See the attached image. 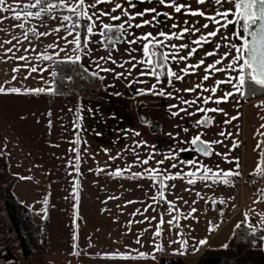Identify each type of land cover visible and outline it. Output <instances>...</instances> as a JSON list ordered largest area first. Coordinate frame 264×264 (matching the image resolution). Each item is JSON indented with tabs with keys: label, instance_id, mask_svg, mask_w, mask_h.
I'll list each match as a JSON object with an SVG mask.
<instances>
[{
	"label": "crops",
	"instance_id": "crops-1",
	"mask_svg": "<svg viewBox=\"0 0 264 264\" xmlns=\"http://www.w3.org/2000/svg\"><path fill=\"white\" fill-rule=\"evenodd\" d=\"M117 2L128 8L125 0ZM133 2L136 7L129 8L130 14L151 7H156L158 12L174 13L171 7L141 0ZM177 2L184 3L185 0ZM191 2L192 0H187L188 5ZM110 7H114V4H101L98 10L106 11ZM114 14L121 15V20L126 19L119 10ZM152 15L148 13L142 19L150 20ZM101 19L104 23L115 24L107 17ZM142 19L138 17L136 20ZM164 19L160 17V20ZM69 25L72 27L71 23ZM146 29L149 30V26H146ZM74 30L78 31L81 37L82 48L84 40L89 41L85 49L88 51L87 56L84 52L74 51L75 45L72 47L74 55H69H81V60L75 63L73 69L76 78H80L75 92L0 94V151L6 154L9 171L17 176L11 191L17 200L46 217V245L59 246L61 243L58 232L65 229V218L60 208L53 205L55 199L54 195L50 194L53 188L51 182H65L63 186L66 188L71 179L75 180L76 190L73 200L75 225L72 235V245L75 244L76 247H64L77 252L76 258L80 264H160L165 258L186 262L206 245L225 244L233 228L241 222L261 228L264 237V178L257 176V168L261 167L264 142V96L247 100L231 85L223 84L219 86L213 98L228 91L233 92L229 102L219 105L227 115L197 112V107L217 106L211 102L204 105L202 101H197L196 105L189 107L182 104L178 98L167 99L148 93L147 89L156 83V79L141 73L150 70L144 64L131 67V59H126L128 55L125 46L122 43L112 44L108 40L107 44L105 37L100 35L102 29L99 22L93 29L95 35L87 34L86 28L83 36L79 30ZM129 33L139 36L136 29ZM29 35L37 37L32 32ZM13 37L16 39L12 40V44L3 43ZM21 37L19 31L0 30L1 68L8 67V63L10 66L16 63L22 65V61L18 59L22 52ZM13 45V52L6 54L5 49ZM25 50H28L27 47ZM135 54L140 56L141 60L144 59L142 50H137ZM42 55H50L52 59L66 58L50 52H42ZM101 57L104 59H100ZM112 60H115L116 64H113ZM42 61L49 62L51 66L47 69L50 81L45 85V89H48L52 86V60ZM208 63L211 62H205ZM168 66L174 71H179L173 62ZM183 66L184 64L181 65ZM101 68L115 69L117 73L129 69L131 75L123 73V76L116 77L113 72H103ZM80 71H85L90 76V81H85L79 74ZM94 72L98 75L93 76ZM231 73L229 71L214 75L216 79L227 80ZM204 74L202 70H195L183 81H174V86L181 89L180 96L193 100L199 95H213L203 93L199 89L195 93L183 91L197 83L209 88L215 86L211 80L203 81ZM12 75L15 76L14 73ZM100 75L105 78L101 80ZM236 75L237 73H233V76ZM6 81L8 80L5 74H0V87L12 88L6 85ZM233 83L236 81L233 80ZM138 89L145 91L139 94ZM53 104L59 106L56 110L57 116L52 107L50 108ZM139 104L144 120L138 115ZM173 104L178 105V108L187 107L189 112L195 114L189 117L181 112L179 116L174 117L168 111V106ZM178 108H173L172 111H178ZM53 116L61 120L55 121ZM78 116L82 117L79 121ZM205 116L212 117L213 124L196 127L195 121ZM231 117L237 119L228 124L223 123ZM77 122L80 128H76ZM185 127L189 129L188 133L182 131ZM61 131L63 134H70V131L74 134L72 155L69 153L70 145H67L66 138L60 135ZM135 132L141 135L130 134ZM221 132L225 135L221 136ZM77 133L81 135L80 144L75 143ZM196 135L211 144L212 155L204 156L195 150L198 146L192 145L191 139ZM55 139L62 140L60 151L53 145ZM217 140L221 143H212ZM141 141L146 142V146L136 147ZM234 144L236 147H233ZM77 148L80 149L81 156L79 172L75 167ZM130 148H136L141 160L147 158L151 152L157 153L155 160L163 159L166 155L175 157L171 163H175L176 168H171L168 161L160 166L169 175L175 176L177 172L181 174L173 180L165 181L175 187L164 190V201L159 200L158 179H151L146 174L139 177L132 175L135 171L143 173L147 168H156L155 160L149 161L148 165L137 164L136 157L129 151ZM118 154L120 155L115 160L109 158L117 157ZM187 161L194 163L189 164ZM129 165L132 167L128 168ZM203 166L211 168L215 173L231 171L239 172L240 175L228 177V184L223 182L221 176L206 181L200 180ZM117 168L128 170L123 171L122 176L109 175ZM189 172L196 173L194 184L188 183V179L192 178L186 175ZM23 186L22 192L20 188ZM36 187L41 189L42 197L48 192L47 199H37L35 194V199H27L25 194L35 193L33 189ZM58 195L59 192L55 197ZM154 196L155 200L152 199ZM168 202H172L174 207L170 208ZM193 208L196 209L195 212L192 211ZM161 219L164 221L162 224ZM170 220L171 224L168 223ZM157 231L160 232L159 236L156 235ZM200 240H205L206 243L201 245ZM261 245L264 248V240H261Z\"/></svg>",
	"mask_w": 264,
	"mask_h": 264
},
{
	"label": "snow or ice",
	"instance_id": "snow-or-ice-1",
	"mask_svg": "<svg viewBox=\"0 0 264 264\" xmlns=\"http://www.w3.org/2000/svg\"><path fill=\"white\" fill-rule=\"evenodd\" d=\"M141 2L146 3H154L165 7H171L174 10L173 14H169L167 12H158L156 7L146 8L141 12H136L135 14H130L129 8L134 9L136 7V4L133 2V0H125V3L128 5V8L124 7V4L117 2V0H94V2L88 3L86 5V0H77L76 3H74L72 6H69V4L66 2V0H60L59 5L50 3L49 0H35L34 3H28L24 5V11L21 13V11H18L14 9L11 5L5 6V0H0V11L3 12H12L13 18L16 21H20L22 16L25 21H27L30 17H40L41 14H48L51 13L52 10L56 9L58 6L67 9L69 12L73 14L77 18V22H73L72 28L75 29L78 26V21L82 17L87 22L84 25H82L84 28H86L87 34L95 35L93 32V29L97 26V22H99V25L102 29L100 32V35L102 37H105L106 40L110 41L112 44L124 42L128 44H136L139 45L142 50V55L144 59L137 62V64H144L148 71L147 73L142 72L141 74H148L151 75L156 79V83L152 84L150 88L147 89V92L159 96L161 98H178L180 102L186 106H193L197 104V101H202L204 105H208L210 102L215 104L217 107H197L196 111L201 113H221L224 115H227L224 108L219 107V105L229 102L230 98L233 97V92L228 91L225 92L223 95L215 96L217 93V90L220 85L223 84H229L232 88L235 89L237 93H239L241 96L244 95L243 88L245 86L246 81H250L251 83L255 85H259L261 88H264V0H226L228 3H234L235 9L237 14H239L243 20V29L245 32H247L249 35L253 37V40L251 44L247 39L244 40V44L241 47H237L235 44H231L229 46L230 49L235 50V55L230 56L229 51H224L223 53L219 54V58L215 59L213 63L205 64V60L209 57H216L218 55L217 50L221 48V44L215 43L214 40L211 38H215L218 35L219 29L215 31H210L207 33V35H200L199 39L196 40H187L183 43H173V41L176 40H186V37H190L194 32L200 33L202 29H207L209 25L207 23L203 24L202 26H197L198 21H189L184 20L183 21V27L179 28L178 24L179 21L176 19L175 14L180 15H188L191 17H204L205 12L204 11H198V10H191L187 0H185L184 3H178L177 0H141ZM194 2L197 4L198 7L203 6L206 3V0H194ZM207 2L215 3L216 5H220L222 3V0H207ZM101 4H108L113 5L114 7H110L109 10L106 11H99L98 6ZM41 5H44L41 7ZM29 9H39L38 11H30ZM91 10V14H89V11ZM119 10L123 17L126 19L123 20V22L118 24L113 23H104L101 19L102 17H107L111 21H121L122 16L116 15L114 13ZM152 13L151 19H142L146 14ZM218 16H222L227 20V17L229 15L228 11L218 12ZM163 16L165 19L160 20V17ZM141 18L142 22L140 23H133L134 20L137 18ZM95 18V19H94ZM172 19L174 22L171 24V29H177L175 31H171L170 33H166L163 30H160L158 32V35H153L152 32H148L142 36H135L131 40H124L123 38L129 35V29H141L144 26H149L153 28L159 27L160 24L167 25V20ZM210 19L215 20V23L217 25H220V28H227L229 24L232 23L231 20H227L226 23L221 24L220 20L215 19V17H210ZM64 21H70L72 20V16H64ZM259 21V23H258ZM256 25L255 31H249V29ZM19 28H24L25 25L23 23H20L17 25ZM34 35L37 37H43L47 36L48 33L45 32H37L36 29H29ZM55 32H59L60 29L56 28L54 29ZM65 31H68L66 28ZM111 34V35H110ZM69 36H73V32L69 31ZM16 39L13 37L10 40H5L4 44H12V40ZM25 39H27V33H25ZM70 44L75 45L74 51L77 53L84 52V55H88V51H85L87 49V45L89 41L87 39L84 40V47H81V37L79 34H76L74 38L69 41ZM214 44V50L213 51H205L204 57L200 58L197 63L194 64H186L190 58L194 57L198 53V48H203L204 45H212ZM195 45V46H193ZM2 47V45H0ZM13 47H9L5 49V53H11L13 52ZM167 49V50H165ZM129 55L132 53H135L137 51L136 48H131L127 50ZM182 54V53H185ZM244 53H247L246 57L244 56ZM135 59V57H132ZM19 60L26 61L27 57L25 56H19ZM40 59H43L45 61L52 60V56L50 55H42ZM68 62L76 63L81 60V55L77 54L74 57L68 56L65 58ZM100 59H104V57H101ZM109 59L111 57L109 56ZM227 60H230V62H226ZM242 60V63H238ZM173 62L178 68L179 71H174L171 67H169V62ZM113 64H116L115 60H112ZM137 64H133V68L137 67ZM184 64L183 67L181 65ZM223 65V66H221ZM27 66V65H25ZM203 66V67H202ZM99 67V65H97ZM120 67H123V65H120ZM19 69H13V71H18ZM195 70H202L205 74L203 75L202 79L203 81H213L215 86L209 88L204 87V85L197 83L193 87L185 88L183 91L185 92H192L195 93L197 90H202L203 93H211L213 95H199L196 97V99L193 100H187L184 99L182 96H180L181 89L176 88L174 86V81H183L186 76H188L190 73L195 72ZM43 71V69H41ZM101 71L103 72H113L116 77L123 76V73H117L115 72V69L110 68H101ZM231 71L232 73H237L236 76L230 75L227 80L224 79H216L214 74H224L226 72ZM31 72L35 73L37 72L36 67L31 68ZM129 74H131V70H129ZM55 75V73H53ZM93 76L98 75V73H92ZM13 80L16 79L15 76L12 77ZM101 80H103L105 77L100 76ZM163 78V79H162ZM233 80L236 81V83H233ZM166 81V83H165ZM133 82H140V81H133ZM159 85V87H158ZM171 89V90H169ZM47 92H54L55 89L53 88H37V89H21L18 87H12L5 89L4 87H0V94H39ZM139 94L144 93V89H138L137 90ZM175 94V97H174ZM116 95H120V93H116ZM173 108H178V105L173 104L168 106V111L172 116H179L181 112H184L187 116L191 117L195 113L189 112L187 110V107L185 108H178V111L173 112ZM114 118V117H113ZM82 117L78 116L77 121L81 120ZM237 119V117H231L229 120L223 121V123H231L232 120ZM213 124V118L210 116H205L201 120L195 121L196 127H199L201 125L207 127L209 125ZM76 128H80L79 122L76 124ZM182 131L184 133H188L189 129L187 127L183 128ZM131 135L140 136L141 133L135 132L130 133ZM96 135H101L100 133H96ZM171 136V134H168ZM178 135V134H177ZM221 136H224L225 133L221 132ZM81 142V135L80 133H77V137L75 140L76 144H80ZM212 143L220 144L221 141H213ZM192 145H198L196 147V151L203 153L204 156H210L212 155V147L211 144L201 140L200 135H196L191 139ZM140 146H146V142L141 141L139 144L136 145V147ZM154 147V146H153ZM233 147H236L234 144ZM181 151H185L186 149H180ZM108 151V150H105ZM129 151L136 157V163L137 164H143L148 165L149 161L155 160V156L157 153L151 152L147 155V158L141 160L139 157V154L136 152V148H130ZM76 152V161H75V167L77 172L80 170V163H81V156H80V149H75ZM219 155V153H217ZM120 154H118L117 157H109L112 160H115L119 157ZM175 157L171 155H166L163 157V159L155 160V163L157 165L156 168H147L144 170L143 173L140 171L133 172V177H139L141 175H149L151 179H158V196L160 201L165 200V193L164 190L166 188L172 187L174 188L175 185H168L165 183L166 180H173L176 177L180 176V172H177L175 176L169 175L165 169L161 168L160 166L165 164V161H168L170 163L171 168H176L177 165L175 163H171ZM186 163L193 164V161H187ZM261 164L264 165V160L261 161ZM239 165H237L238 167ZM132 166L129 165L128 168H131ZM128 169H125L123 171H127ZM97 171H104L103 169H97ZM123 171L119 168H117L115 171L109 173V175L112 176H122ZM163 173V174H161ZM257 174L264 175V167L258 166L257 168ZM188 177H192L188 179L189 184H194L196 182L195 172H189L186 174ZM240 175L239 172H222V173H215L212 171L211 168L203 166V173L199 176L200 180H209L213 179L216 176H221L223 178V182L225 184L230 183V180L228 177L230 176H238ZM79 186V181L76 182V187ZM75 188H74V194H75ZM153 200L156 199V197H152ZM131 203V202H129ZM220 203H223V201H220ZM45 204H47V200H45ZM169 207L172 208L174 205L172 202H168ZM46 211V209H45ZM139 211V210H137ZM147 211V209H145ZM193 212L196 211L195 208L192 209ZM155 219V217H153ZM176 219V218H174ZM160 223H164L163 219H161ZM169 224L172 223V221H168ZM239 227V225H237ZM253 233L255 232V229H252ZM156 235L159 236L160 232L157 231ZM73 239L75 240L76 237L74 236ZM261 240H264V237H261ZM139 243V241H137ZM199 243L201 245L205 244V240H200ZM73 247H76L74 244ZM224 248L229 247V245L224 244ZM162 251V249H161ZM143 255V253H141Z\"/></svg>",
	"mask_w": 264,
	"mask_h": 264
},
{
	"label": "rangeland",
	"instance_id": "rangeland-1",
	"mask_svg": "<svg viewBox=\"0 0 264 264\" xmlns=\"http://www.w3.org/2000/svg\"><path fill=\"white\" fill-rule=\"evenodd\" d=\"M35 0H5V6L11 5L14 9L21 11L23 13L24 11V5L28 3H34ZM50 3H54L59 5L60 0H49ZM66 2L69 4V6H72L74 3L77 2V0H66ZM88 3H91V1L86 0V5ZM44 5H41L43 7ZM191 10H198V11H204L205 16L204 17H191L188 15H183L182 18H180V14H176L175 17L179 21L178 27L182 28L183 27V21L184 20H189L191 21H198L197 26H202L203 24L207 23L209 27L207 29H202L200 33H193L190 37H186V40H176L173 41V43H183L186 42L187 40H196L199 39L200 35H207L208 32L210 31H215L219 29L218 35L215 38H211L212 40L215 41V43L221 44V48L217 50L218 55L216 57H209L205 60V62H211L213 63L215 59L219 58V54L223 53L224 51H229L230 56L235 55V50L230 49L229 46L231 44H235L237 47H241L244 44L243 36L240 33V28H239V14H237L235 5L234 3H228L226 0H222V3L220 5H216L215 3L212 2H207L201 6L198 7L197 4L192 0L191 4L189 5ZM59 9H65L62 7H57L56 9L52 10L51 13L48 14H41L40 17H30L27 21L23 19V16L20 21H16L13 18V13L12 12H3L0 11V30L1 29H6V30H14V31H19L21 32V40H22V52L20 53V56H25L27 57L26 61H22V65H18L17 63L14 65L11 63H8V67L6 68H1L0 67V74H5V77L7 78L8 81H6V85L8 87H18V88H45L46 84L49 83L50 76H47V69H50L49 62L44 63L42 59H40V56L42 52H50L51 54H54L55 56H62V57H68L69 55H74L72 47L74 44H70L69 41H71L76 34H79L78 31L74 30L72 27H70L69 23L70 21H64L63 17L68 16L67 12H59L57 10ZM30 11H38L39 9H29ZM223 11H228L229 15L227 17V20H231L232 23L228 25L227 28H220V25H217L215 23V20L210 19V17H215V19L220 20L221 24H224L227 22L225 18L222 16H218V12H223ZM91 10L89 11V13ZM162 19L164 18L161 16ZM180 18V19H179ZM121 21H114L115 24L121 23ZM142 22L141 20H136L133 21V23H140ZM174 22V20L169 19L167 20V25L165 24H160L159 27L153 28L151 30V27H149V30L146 29V26H144L141 29H136L139 31V36H142L148 32H152L153 35H158V32L160 30H164L166 33H170L171 31H175L177 29H171V24ZM23 23L25 25L24 28H19L17 25ZM164 27V28H163ZM59 28L60 31L57 33L54 31V29ZM68 29V31H65V29ZM29 29H36L37 32H47V36L43 37H31L29 33ZM155 29V30H154ZM69 31L73 32V36H69ZM130 31H135V29H129ZM25 33H27V39H25ZM127 35L124 37V40H131L133 39L136 35ZM106 43L108 44V41L106 40ZM125 46V51L127 52V58L126 59H131V67L133 64H137L138 61L141 59L139 58L140 56L136 55L135 53H132L129 55L128 49L131 48H136L137 50H141L139 45L136 44H128L124 42H120ZM195 46V45H193ZM27 47L28 50H25ZM167 50V49H165ZM214 50V44L212 45H204L203 48H198V53L196 56L190 58L187 62V64H192L198 62L200 58L204 57V52L205 51H213ZM186 55L185 53H182ZM135 57L133 59L132 57ZM128 60V61H129ZM226 62H230V60H227ZM169 63H172L171 61ZM238 63H242V60L239 61ZM27 65V66H25ZM141 64H137L139 66ZM10 66V68H9ZM36 67L37 72L32 73L31 68ZM13 69H19L18 71H13ZM43 69V71H41ZM123 73L127 75L129 74V69H124L122 70ZM12 73L15 74L16 79L13 80V75ZM233 76V73H231ZM101 76V75H100ZM19 78V80H18ZM74 84L77 86V81H79L78 78L74 75ZM101 82L99 83V85ZM103 85V84H102ZM52 107L53 111L58 109L57 104L51 105L50 108ZM140 108V104L138 106ZM137 107V108H138ZM53 114V112H52ZM57 116V113L55 114ZM56 116H53L55 121H60L61 118H58ZM58 121V122H59ZM61 126H63L61 124ZM58 125H55V130L57 131ZM60 135H64V137L67 140V145H70L69 153L72 155V148L74 146V134L73 132H60ZM61 139H55L54 141V146L56 150L61 149ZM66 147V144H65ZM60 156V154H59ZM60 167V166H59ZM56 168V167H55ZM65 182L61 181H52L51 184L53 185V188L51 190L50 194L54 195L55 201H53L54 207H59L61 210V214L65 218V229L60 230L58 232L59 240L61 244L55 245L50 247L49 245L47 246L46 243L43 245V249L40 250L37 253L30 254L29 255V264H80L79 260H77V252H72L71 250L66 249L64 246L65 245H72V235H73V228L75 225V214H74V207H73V200H74V188H75V180L71 179L67 183V187L65 188L64 185ZM45 188V187H44ZM67 189V190H66ZM20 191H24V186L20 188ZM33 192H28L26 195L27 199H35L33 197V194L36 195L37 199H47L48 197V192L42 197L41 195V189L39 187H36V189H33ZM59 192L58 197H55L56 193ZM48 218V217H47ZM45 222H46V217L43 220V226L45 228ZM46 237V233H45ZM46 240V238H45ZM73 246V245H72ZM7 248L9 251L10 249L5 246L2 247L0 251L5 250ZM184 262V261H182ZM182 262L176 261L174 263L176 264H182ZM207 264H219L217 260H210L207 262Z\"/></svg>",
	"mask_w": 264,
	"mask_h": 264
},
{
	"label": "trees",
	"instance_id": "trees-1",
	"mask_svg": "<svg viewBox=\"0 0 264 264\" xmlns=\"http://www.w3.org/2000/svg\"><path fill=\"white\" fill-rule=\"evenodd\" d=\"M59 12H67L72 16L73 22L77 18L68 10L59 9ZM87 23L84 18L78 21L76 29L81 36L85 32L82 26ZM75 63L66 59H52V86L55 89L51 94H61L76 91L74 84ZM55 73V75H53ZM244 98L264 96V88L246 81L243 88ZM50 93V92H48ZM264 160V142L262 144L261 161ZM261 167L264 165L261 164ZM264 178V175L257 174ZM17 176L12 174L7 165L4 151H0V250L7 246L10 255L0 254V264H29V255L39 252L45 244L44 217L37 211L30 209L17 200L12 194V186ZM233 228L225 244L229 247L204 246L192 259L182 264H207L210 260H217L219 264H264V248L261 245L262 229L241 222ZM255 229L253 233L252 229ZM179 261L173 258H165L160 264H176ZM181 262V261H179Z\"/></svg>",
	"mask_w": 264,
	"mask_h": 264
},
{
	"label": "water",
	"instance_id": "water-1",
	"mask_svg": "<svg viewBox=\"0 0 264 264\" xmlns=\"http://www.w3.org/2000/svg\"><path fill=\"white\" fill-rule=\"evenodd\" d=\"M243 23H244V20L241 16H239V28H240V33L242 34L244 40L247 39L249 41V43L251 44L252 40H253V37L251 35H249L247 32L244 31L243 29ZM259 23V21H258ZM256 25H253L249 31H255L256 30ZM247 53H244V56L246 57ZM80 73L82 75H87V73L85 71H80ZM76 74V72H75ZM138 115H139V118L141 120H144V117H143V114L141 112H138ZM142 116V117H141ZM198 146V145H197ZM5 249V248H4ZM0 254H7V255H10V251L6 248L5 250H2L0 251Z\"/></svg>",
	"mask_w": 264,
	"mask_h": 264
},
{
	"label": "flooded vegetation",
	"instance_id": "flooded-vegetation-1",
	"mask_svg": "<svg viewBox=\"0 0 264 264\" xmlns=\"http://www.w3.org/2000/svg\"><path fill=\"white\" fill-rule=\"evenodd\" d=\"M243 40H244V38H243ZM79 74L82 75L81 73H79ZM82 76L84 77V80H85V81H90V76H89L88 74H87V75L85 74V75H82ZM137 111H138V112H141V111H140V108H137ZM141 117H142V116H141Z\"/></svg>",
	"mask_w": 264,
	"mask_h": 264
}]
</instances>
